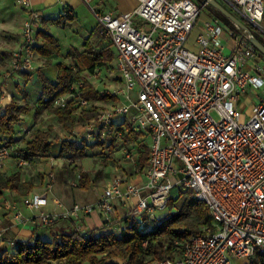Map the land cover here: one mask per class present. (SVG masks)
Instances as JSON below:
<instances>
[{
	"label": "built area",
	"instance_id": "obj_1",
	"mask_svg": "<svg viewBox=\"0 0 264 264\" xmlns=\"http://www.w3.org/2000/svg\"><path fill=\"white\" fill-rule=\"evenodd\" d=\"M20 1L26 18L11 66L15 71H30L35 47L41 42L42 18L31 0ZM81 1L89 6L100 33L115 50L107 65L112 67L114 83L100 88L99 82L106 78L103 67L87 71L86 78L74 77L72 68L67 91L56 96L53 105L71 103L70 116L80 126L71 138L77 143L115 137V145L140 178L116 173L93 203H74L61 212L41 211L39 223L48 227L69 219L84 233L82 217L99 211L109 223L115 220L117 205L125 215L148 213L153 218L156 209L167 206L172 188L181 186L206 203L211 222L183 242L176 241L179 251L153 264H232L239 260L246 264L256 251L264 255V93L255 91L256 101L247 116L238 101L247 88L264 86V66L259 64L264 55L250 42L252 32L233 23L235 33L215 16L201 23L200 6L194 0H137L127 14L99 10L93 0ZM225 1L235 16L261 27L264 34L260 25L264 0ZM222 32L233 37L230 53L219 43ZM87 91L113 97L93 100L86 97ZM84 111L95 114L83 118ZM126 123L140 133L138 137H148L149 157L143 167L138 165V150L127 148L124 141ZM12 158L21 172L31 162L14 144L0 143V165ZM53 180L54 173L48 172L45 189L22 195L23 204L44 206ZM14 216L22 218L21 209ZM3 236L0 230V240Z\"/></svg>",
	"mask_w": 264,
	"mask_h": 264
},
{
	"label": "trees",
	"instance_id": "obj_2",
	"mask_svg": "<svg viewBox=\"0 0 264 264\" xmlns=\"http://www.w3.org/2000/svg\"><path fill=\"white\" fill-rule=\"evenodd\" d=\"M219 17L221 18V16ZM71 19L68 15H60L50 21L62 24ZM229 22L227 23L232 28H236L231 21ZM249 24L246 21V25L251 29ZM251 32L253 34L252 29ZM38 35L42 40L35 47L36 53L47 57L60 52L57 38L48 31L46 26L38 30ZM257 39L264 44V36H257ZM70 55L80 59L78 65L81 66L79 67L91 72L95 66L105 67L109 65L114 58V51L111 48L110 41L96 48L89 39H86L83 50L80 52L73 48ZM57 67L58 72L55 82L46 76L40 68L36 69L35 72L40 81V94L37 99L39 107L36 108L34 113H37L40 108L50 107L58 124L71 133L74 125V121L70 116L73 109L71 103L66 104L64 107H57L53 105V100L56 96L67 91L68 84L73 76L79 77L80 72L77 71L71 76V65L58 63ZM17 72L24 82H28L32 76V72ZM16 87L20 88L18 84ZM26 95L27 91L23 90V97ZM86 97L106 101L113 96L87 91ZM29 112L30 106L26 101L19 103L12 98L4 106V111L0 112V135L4 139L3 143L7 145H13L22 140L25 145L20 150L24 152L25 156L31 157L32 161L36 156L49 153L51 145L57 139L51 137V126H48L45 130L31 132L23 139L15 138L14 125L19 123L23 114ZM94 114L95 112L92 111H84L82 116L83 118H89ZM126 128L128 131L124 135L125 142H128L129 139L136 140L140 135L139 132H134L128 123H126ZM115 141V137L110 139L108 143L109 150H112L115 146ZM99 143L98 141L77 143L74 139L63 138L60 140L59 155L73 159H85L89 156L90 150L101 146ZM138 151V165L143 167L149 157V147L146 140H139ZM77 174L75 175L76 179H74L77 181L76 186L87 188L91 185V179H87V177L83 179L81 174L80 177H77ZM33 187V184L21 179V171L17 166L16 170L9 173L0 172V199L7 190L20 196L29 194L33 191ZM169 204L172 205L171 197L167 206ZM149 219L151 218L148 213L140 216L124 214L119 220V227L108 226L109 223L105 220L101 228L88 229L84 233L77 230L71 220L66 219L70 226L53 233L51 240L31 237L27 240L14 242L11 247L3 248L0 252V264H153L154 261L162 259L165 255L172 256L174 252H178L180 244L176 241L183 242L190 235L201 231V226L211 222V215L206 203L197 199L190 191L189 196L183 201L179 209L170 211L167 217L152 226L147 222ZM246 264H264V255L256 251Z\"/></svg>",
	"mask_w": 264,
	"mask_h": 264
},
{
	"label": "crops",
	"instance_id": "obj_3",
	"mask_svg": "<svg viewBox=\"0 0 264 264\" xmlns=\"http://www.w3.org/2000/svg\"><path fill=\"white\" fill-rule=\"evenodd\" d=\"M31 2L33 7L36 10H39L41 13V28L46 26L48 31H51L50 33L55 36L57 40H59L58 44L60 47V52L47 57L36 53V56L33 60V69L28 71L32 72V76L30 77L29 81L24 84L23 79L18 74V72L11 70V57L12 54L20 49V32L26 18V14L20 7V0H0V112L4 111V106L12 98L17 100L19 103L25 102L23 98V88L26 89L28 84H32L33 82L36 83L38 81L35 72L36 69L40 68V70L46 76L55 82L58 72V63L71 65L72 68H76L75 65L77 66V64L80 63L79 58L72 57L70 55L73 48H76L81 52L86 39H89L91 44L96 48L108 43L106 40H103L104 35L100 33L99 25L95 17L93 22L90 23L89 20L85 22L88 15L87 10L89 9L91 12V9L81 0H31ZM195 2L197 3V1ZM92 4L102 11H112L116 14H127L135 9L137 6V0H93ZM67 11H71L70 14H66L65 12ZM60 15H68L72 19L67 20L62 24L55 25L56 27L54 28L56 30L52 32L50 29L52 26H54V24H51L50 20L55 19ZM211 16L213 17L214 14L208 16L201 15L200 22L203 23L208 17ZM219 19L222 18L219 17ZM229 27L231 26L229 25ZM69 34H78L82 37V39H84V41L79 45H74L66 43L67 41L65 40V45H63L61 49L60 41L65 39ZM218 40L224 51L226 50L230 53L231 48L234 45L233 37L227 32H222ZM103 68L105 71L107 70V66ZM17 84L20 86L21 90L16 87ZM36 89L37 92L35 97L37 98L40 91V83L38 86H36ZM31 93L32 92H28L27 100L33 98ZM255 96L256 95H254V97ZM242 98L249 100V103L252 102L249 110L250 113L252 106L256 101V97L253 98L252 96L246 94L243 95ZM241 105L242 101L239 102L240 107ZM31 111L32 114L29 113L23 115L22 119L19 121V123H17V126H15V138L23 139L26 138L31 132L36 130H45L47 128L46 126H43L41 122L37 123V120H34L33 110ZM40 116L42 115H39V117ZM64 132L66 131L64 130ZM51 137L56 138V134L51 132ZM0 138H2L1 135ZM138 138L139 140H148L147 136ZM61 139H57L51 145V150L49 153L36 156L25 168V170L21 172V179L34 185L33 191L31 192L43 191L45 189V183L47 182V173L51 172L52 168L57 169V167L62 165L63 160L59 155ZM131 144H135L134 140L131 141ZM14 145L17 146L18 149H21L25 144L22 140H19ZM135 148L138 150V143L137 145L135 144ZM90 153L93 154L94 152L91 151ZM107 156L109 158L108 166L102 168V166L96 164L93 170H89V165H85V160L87 158L82 160L76 159L78 160L77 163L84 167L83 170L90 171L89 176L92 179V183L87 188L66 184L65 181H63V175L58 176L59 178L56 179L54 176V180L52 181L50 188L46 191L47 203L44 206L29 208L23 204L21 200L22 195L18 196L7 190L4 196L0 199V230H3L4 232L3 240H0V252L5 247L8 248L13 246L14 242L27 240L31 237H39L43 240H51L53 233L58 232L60 229H66L70 226V223L66 219H59L48 227L41 225L38 219V215L41 211L61 212L63 209L70 208L74 203H93L95 201L96 195L101 192L105 183L109 181V179L116 173L128 172L127 174L132 176L133 179L138 180L140 178L139 175H134L132 172L133 164L129 160L124 158L126 160L125 162L124 160L120 159L122 158L120 149L114 148L110 150ZM114 160L118 163L114 162ZM7 166L1 167L0 165V172L5 171L6 169L9 170L11 166L14 168V170H16L17 165L15 158L9 160ZM100 169L101 178L98 175ZM108 170H110L111 173L110 176L106 177V175H108ZM66 181H69V179H66ZM73 182L77 181L74 180ZM102 182L104 183L103 185L100 184ZM16 209H21L23 213L22 218H16L14 216ZM123 209L124 208L122 206L117 205L115 210L116 214L113 215L115 220L109 222L108 226L117 227L119 225V220L121 216L124 215ZM111 218L112 217L110 215L109 219ZM104 221L105 216L99 211H93L81 218V222L87 230L101 228L104 225Z\"/></svg>",
	"mask_w": 264,
	"mask_h": 264
},
{
	"label": "rangeland",
	"instance_id": "obj_4",
	"mask_svg": "<svg viewBox=\"0 0 264 264\" xmlns=\"http://www.w3.org/2000/svg\"><path fill=\"white\" fill-rule=\"evenodd\" d=\"M194 1H197L198 5L200 6L201 15L208 16V15H213L214 14V16L215 17H218V18H219V16H221V18L224 20V22L229 26V24L227 22H229L230 20L227 17H225L220 11H218L217 9H215L212 5H210V4H204L202 0H194ZM218 1H220L221 4L225 8H227L228 10H230L231 12H233L232 7L230 6V4L227 1H225V0H218ZM87 12H88V15H87V18H86L85 22H87L89 20V22L91 23V22L94 21V16L89 11V9L87 10ZM242 21H244L245 24H246V20H242ZM51 24H54V26H52L50 30H52V32H54L56 30L54 28V27H56L55 25H59V24L52 23V22H51ZM260 25H262V27H264V17H263L262 22H260ZM249 26H251V29L253 31V34L255 35L256 38H257V36H264V34L262 33L261 27L255 26L253 24H249ZM232 30H234L235 33H238V30L236 28H232ZM65 40L67 41L66 43H70V44H74V45H76V44L79 45V44H81V42L84 41V39H82V37L80 35H78V34H71V35L69 34L65 39H63V40L60 41L61 49H62V46L65 45V42H64ZM103 40H106V42L109 41L108 38H106V36H104V39ZM111 48L113 49L114 55H115V50H114V48H113L112 45H111ZM224 52L225 53H229L226 50ZM259 64L261 66H264V59L263 60H260ZM79 66H81V65H78V64H77V66L75 65L76 68L73 71L74 74L78 71V72H80V77L86 78V76H88L87 70L84 69V68H80ZM12 71H15V70H12ZM73 72H71V73H73ZM112 74H113L112 67L111 68H107V70L105 72L106 78L105 79L102 78L101 81L99 82L100 88L107 89L108 87H112L113 86L112 84L114 83V80L112 79L113 78L112 77ZM23 82H24V80H23ZM25 83H27V82H24V84ZM39 83H40V81L38 79V81L36 83L35 82H33L32 84L30 83V84H28L26 86V89L23 88L24 90H27L28 92H32L31 93V96L33 97L32 99L27 100L28 92H27V95L25 97H23L24 100L30 106V112L29 113L32 114V111L31 110H33L34 120H37V123L41 122L43 124V126H46V127L51 126L52 127V132L56 134V139L73 138L74 137L73 131L74 130H77L80 127V126H77L76 123H74L73 130L70 133L67 130H65L64 128H62V126H60L58 124L57 119H55V117H54L55 115L51 112V108L50 107L49 108H42V109L40 108L37 113H34L36 111V108L38 109V107H39L38 104H37V99L39 97L40 91H39L38 97L37 98L35 97V94L37 92L36 86H38ZM19 90H21V88H19ZM254 90L257 93H264V87L263 86H262V88H259V89L254 88ZM255 91H252L251 88H247L246 89V93L248 95L252 96L253 98L256 97V96L254 97ZM238 101L239 102L242 101V105H241L240 108H241V110L243 109V111L245 112V114L247 116L249 114V110H250V107H251L250 105L252 104V102L249 103L248 102L249 100H246V99H244L242 97L239 98ZM92 112H95V111H92ZM23 115H26V114H23ZM39 115H42V116L39 117ZM213 116L216 117V118L218 117L217 114L214 111H213ZM14 126H17V124H15ZM64 130L66 132H64ZM111 138L112 137L108 136L107 138L104 139L103 142H100L99 143V144H101V146H97L93 150H90V151H92L94 153L93 154L90 153L89 156L87 157V159L85 160V165L86 166L89 165V170H93L96 164H99L100 166H102V168H105V167L108 166V164H109V158H108L107 154L110 151L109 150V147H108V143H109V141H110ZM124 140H125V138H124ZM138 140H139V138L136 139V140H134V143L136 145L138 143ZM131 141H133V140L132 139H129V141L126 142L127 148H133L134 149L135 148V144L132 145L131 144ZM3 142H4V139L1 138L0 139V143H3ZM146 142L149 143L148 140ZM115 143H116V141H115ZM17 145L20 146L19 144H17ZM113 148L120 149L119 146H117V145L113 146ZM121 157L122 158H120V159H122V160H124L126 162V160L124 159L125 157L123 155ZM61 158L63 160L62 161V165L60 167H57V169L52 168V172L54 173L55 179L56 178H59L58 176H60V175L62 176L63 175V181H65V183L66 184H69V185H70L71 182L74 181V179H76L75 175L77 173H80L82 175L81 178H83V179L85 177H87V179H91V177L89 176L90 171L89 170H88L89 172L88 171H84L83 170L84 167L82 165H79L77 163L78 160H76V158H75V161H74L73 158H69V157H66V156H61ZM114 162L118 163L115 160H114ZM7 165L8 164L1 165V167L7 166ZM7 168H8V166H7ZM13 170H14V168L11 166L9 170L6 169L3 172L4 173H9V171H13ZM99 171H100L99 174L98 173L97 174L101 178V169ZM110 173H111L110 170H108V172H107L108 175H106V177L110 176ZM125 173H128V172H125ZM66 179H69V181H66ZM172 180H174V179L172 178ZM91 181H92V179H91ZM100 184L103 185L104 183L102 182ZM189 192L190 191L187 190V189H185L184 187L174 186L172 188L171 192H170V197L172 199V205L169 204V206H166L164 208L156 209L154 211V217L151 218V219H149V221H147L148 224L152 226L154 223H157L160 220H162L163 218L167 217L169 215V212L170 211H175V210L179 209V207L181 206V204L183 203V201L189 196ZM117 227H119V225ZM232 264H243V263H242V261L239 260V261H236V262L234 261Z\"/></svg>",
	"mask_w": 264,
	"mask_h": 264
},
{
	"label": "water",
	"instance_id": "obj_5",
	"mask_svg": "<svg viewBox=\"0 0 264 264\" xmlns=\"http://www.w3.org/2000/svg\"><path fill=\"white\" fill-rule=\"evenodd\" d=\"M204 4H210L215 9L220 11L225 17H227L232 23L245 30L248 34L251 33V29L231 11L225 8L218 0H202ZM250 42L253 46L264 55V44L257 39L254 35H250Z\"/></svg>",
	"mask_w": 264,
	"mask_h": 264
}]
</instances>
